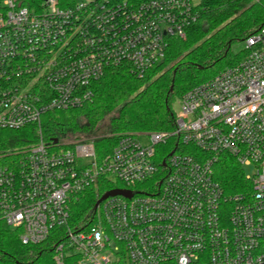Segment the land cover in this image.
Here are the masks:
<instances>
[{
	"label": "built area",
	"instance_id": "1",
	"mask_svg": "<svg viewBox=\"0 0 264 264\" xmlns=\"http://www.w3.org/2000/svg\"><path fill=\"white\" fill-rule=\"evenodd\" d=\"M0 5V130L38 134L0 153V222L22 244L53 238L57 263L264 264V25L239 61L178 97L172 129L123 133L98 156L85 139H44L42 116L91 103L108 67L145 75L197 21L198 0ZM229 159L243 179L233 192L214 174ZM101 178L119 184L102 194L133 195L73 221V203Z\"/></svg>",
	"mask_w": 264,
	"mask_h": 264
},
{
	"label": "trees",
	"instance_id": "2",
	"mask_svg": "<svg viewBox=\"0 0 264 264\" xmlns=\"http://www.w3.org/2000/svg\"><path fill=\"white\" fill-rule=\"evenodd\" d=\"M17 1L33 9H39L43 2ZM60 2L69 5L73 0ZM197 9L199 17L186 29L185 37H171L162 62L145 75L138 77L126 66L108 67L91 84V103L79 109L45 113L41 119L44 139H85L93 143L99 156L109 151L123 133L172 129L175 98L239 61L245 52H232L231 45L264 25V0H198ZM37 140L35 126L0 130V153ZM214 174L226 192L241 188L242 171L232 160L220 161ZM115 185L119 184L101 178L96 186L81 194L72 205V220L87 216L102 192ZM52 244L53 238L37 245L22 244L18 231L0 222V264H76L73 256L57 263Z\"/></svg>",
	"mask_w": 264,
	"mask_h": 264
},
{
	"label": "water",
	"instance_id": "3",
	"mask_svg": "<svg viewBox=\"0 0 264 264\" xmlns=\"http://www.w3.org/2000/svg\"><path fill=\"white\" fill-rule=\"evenodd\" d=\"M172 88V85L170 86V89ZM56 141V140H54ZM124 195V196H127V197H130L133 195V192L130 191V190H126V189H119V188H113V189H110V190H107L106 192H104L97 200L96 202L94 203L93 205V209L95 210L97 205L103 201L105 198L109 197V196H113V195Z\"/></svg>",
	"mask_w": 264,
	"mask_h": 264
},
{
	"label": "rangeland",
	"instance_id": "4",
	"mask_svg": "<svg viewBox=\"0 0 264 264\" xmlns=\"http://www.w3.org/2000/svg\"><path fill=\"white\" fill-rule=\"evenodd\" d=\"M78 2H81L82 0H77ZM244 48V41H237V42H234L232 45H231V51L232 52H239L240 50H243ZM179 99L178 98H175V100L173 101L172 103V108L175 112H178L179 111ZM108 119V118H107ZM106 119V120H107ZM106 120L104 122H106ZM67 140H76V139H72V138H69V137H66ZM111 180H114L113 177H110Z\"/></svg>",
	"mask_w": 264,
	"mask_h": 264
}]
</instances>
